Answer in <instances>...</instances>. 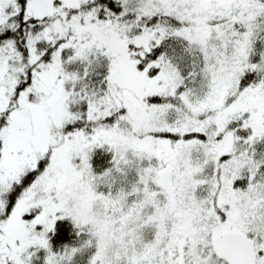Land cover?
<instances>
[{"label":"snow or ice","instance_id":"6c2138e0","mask_svg":"<svg viewBox=\"0 0 264 264\" xmlns=\"http://www.w3.org/2000/svg\"><path fill=\"white\" fill-rule=\"evenodd\" d=\"M0 264H264V0H0Z\"/></svg>","mask_w":264,"mask_h":264}]
</instances>
